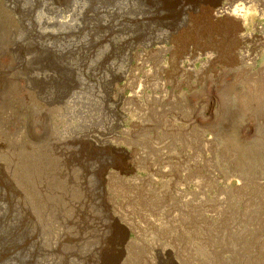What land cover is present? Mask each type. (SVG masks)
<instances>
[{"label":"rangeland","instance_id":"rangeland-1","mask_svg":"<svg viewBox=\"0 0 264 264\" xmlns=\"http://www.w3.org/2000/svg\"><path fill=\"white\" fill-rule=\"evenodd\" d=\"M234 6L242 21L222 11ZM0 13L3 87H23L26 126L0 149V264H264V0H0ZM147 69L155 89L137 98Z\"/></svg>","mask_w":264,"mask_h":264},{"label":"bare ground","instance_id":"bare-ground-1","mask_svg":"<svg viewBox=\"0 0 264 264\" xmlns=\"http://www.w3.org/2000/svg\"><path fill=\"white\" fill-rule=\"evenodd\" d=\"M11 1H13V0H11ZM11 3V2H10ZM149 7V6H148ZM243 7V6H242ZM242 7L241 6H234V8H227V10L224 8L222 11L225 13V14H227V15H232V16H235L236 17V21H242L244 18H245V13L243 12V9H242ZM74 9V8H73ZM72 9V10H73ZM76 10V9H75ZM67 12H69V11H67ZM71 12V11H70ZM75 12V11H74ZM75 13H77V12H75ZM104 13V12H103ZM1 14V13H0ZM70 14H72V13H70ZM56 15V14H55ZM73 15H75V14H73ZM69 16H71V15H69ZM145 16V15H144ZM56 17V16H55ZM141 17V16H140ZM53 18V17H52ZM7 19V18H6ZM44 19V18H43ZM46 19V18H45ZM49 19V18H48ZM5 20V19H4ZM52 20H54V18L52 19ZM51 20V21H52ZM46 21V20H45ZM50 21V20H49ZM48 21V22H49ZM105 21V20H104ZM70 22V21H69ZM45 23H47V21L45 22ZM41 24V23H40ZM65 25H66V23H64ZM73 24V23H72ZM50 25V24H49ZM70 25V24H69ZM12 26V25H11ZM38 26V25H37ZM51 26V25H50ZM53 26H54V24H53ZM142 56H144L145 57V55L146 54H141ZM211 55V54H210ZM142 56H140V57H142ZM142 59V60H141ZM140 60H141V62L144 60L143 58H141ZM140 62V63H141ZM3 65V64H2ZM14 65V64H13ZM141 65H142V63H141ZM156 65V64H155ZM5 66L3 65L2 67H0V149L3 147V146H5L6 145V141H7V136L8 135H12V136H14L15 137V139H18L19 137H20V135H21V133L23 132V130L25 129V124H23L22 122H21V120H20V117H21V110H22V105H18L19 104V99L22 97V92H23V87H22V89L18 92V90L17 91H15V90H6V88L4 89V87H3V85H5L4 84V81H5V77H4V75H5V73H6V69H11L12 67H14V66H12V67H10L9 65L6 67V68H4ZM138 67V66H137ZM155 67V66H154ZM141 68V67H140ZM14 69V68H13ZM4 70V71H3ZM148 70V69H147ZM139 71V70H138ZM10 72V71H9ZM8 72V70H7V73H9ZM8 75V74H7ZM153 73H152V71L150 72L149 70L148 71H145L144 73H143V76H142V79L140 80L141 82H138V84H137V89L135 90V89H133L134 91V93H133V95L135 96V97H140L145 91H144V88H147V87H150L149 89H152L153 91H154V86L152 87V83H151V76L153 77ZM9 76V75H8ZM8 76H6V77H8ZM8 79V78H7ZM6 79V81L8 82V80ZM136 80V79H135ZM140 83V84H139ZM8 87V86H7ZM164 89V90H166L167 88H166V85L164 84V83H162V84H160L159 85V89ZM146 90V89H145ZM25 91V90H24ZM144 91V92H143ZM16 94V95H15ZM132 95V96H133ZM131 96V97H132ZM154 97L155 96V94L153 93V94H151V95H148V97ZM24 98H25V96H24ZM21 100V99H20ZM22 104V103H21ZM25 106V105H24ZM210 114H211V112H210ZM210 114H208V115H210ZM209 117L210 116H205V117H203V118H200L199 119V121H198V123H201V125H204V126H207L208 124H210V122H209ZM196 118L195 117H192V118H190L189 120H187L188 122H187V126L186 127H191L192 126V123L194 122V121H196L195 120ZM168 122V121H167ZM168 126H167V131H168V129H176V125L175 124H167ZM206 128V127H205ZM165 129V128H164ZM165 129V130H166ZM206 130V129H205ZM170 131V130H169ZM205 132V131H204ZM174 133V132H173ZM213 135H211V136H208V137H206L205 139H197V144L195 145V148L196 147H198L197 149L199 150V152L201 153V152H207V151H210L211 150V148L213 147ZM162 148V151H161V154H163V155H165V151H164V149H166L165 147H161ZM150 150V149H149ZM198 153V152H197ZM205 154V153H204ZM184 157V156H183ZM194 157V156H193ZM192 157V159H196V158H193ZM198 158V157H197ZM187 159V158H186ZM181 160H183V159H181ZM185 160V159H184ZM189 161H190V159H189ZM189 161H188V163H189ZM203 161V160H202ZM182 162V161H181ZM204 163H201L200 161H199V169L198 170H206V172H207V178H211L212 180H216V178H217V166H213V164H211L210 162L208 163V161L206 160V161H203ZM188 163H186L187 165H188ZM191 165V164H190ZM196 165V164H195ZM198 165V164H197ZM197 165H196V167H197ZM202 165V166H201ZM189 167V166H188ZM188 169V168H187ZM184 170V169H183ZM194 170H195V168H194ZM186 171V170H185ZM191 171H193V170H191ZM233 171V170H232ZM189 172V171H188ZM192 173V172H191ZM195 174V173H194ZM193 174V175H194ZM234 174V175H233ZM232 175L233 176H235V177H237L238 178V181H239V185H241V186H243V183H244V176L243 177H241L240 176V174L238 173V171L236 172L235 170H234V172L232 173ZM197 176V175H196ZM189 177H190V175H189ZM188 177V178H189ZM194 177H195V175H194ZM193 177V178H194ZM200 177V176H199ZM202 177V176H201ZM203 177H205V176H203ZM192 178V180H194ZM196 178V177H195ZM197 179H198V176H197ZM203 179V178H202ZM202 179L201 178H199L198 180H196L195 179V183L197 184V188H198V192L199 193H203V185L205 184L204 182H205V180H204V182L202 181ZM257 179V178H256ZM255 179V180H256ZM246 181V180H245ZM248 181V180H247ZM257 181V183H259V181H258V179L256 180ZM261 182V181H260ZM206 183H207V181H206ZM209 183V182H208ZM248 183V182H247ZM255 183V182H254ZM213 184V186L215 185L214 183H212ZM244 184H246V183H244ZM256 184V183H255ZM262 184V183H261ZM190 195V194H189ZM204 195V194H203ZM201 196V197H204V196ZM189 199V197H180V200H179V204L176 206L177 207V209H180V211H183V209H184V207L185 206H187V200ZM191 199V198H190ZM194 201V200H193ZM217 202H216V205L217 206H221V205H223L224 204V201H223V199L222 198H220L219 197V199H217L216 200ZM190 203H192V201H190ZM195 204V203H194ZM205 207V206H204ZM209 207V206H208ZM215 207V206H214ZM218 207V208H219ZM152 210V209H151ZM199 210V209H198ZM167 211V210H166ZM196 211V210H195ZM205 211V210H204ZM208 211V210H207ZM219 211V210H218ZM215 213H217V212H215ZM201 214H202V212H201ZM197 215V214H196ZM203 216V215H202ZM195 218V217H194ZM198 218V217H197ZM206 219H209L208 217H206ZM203 220H205L204 218H203ZM148 221V220H147ZM170 221V220H169ZM187 221V220H186ZM206 221V220H205ZM205 221L203 222V223H205ZM185 222V221H184ZM147 223V225H150L152 222H146ZM146 223H145V225H146ZM199 223V222H198ZM188 224H189V222H188ZM187 225V224H186ZM107 226V225H106ZM136 227V226H135ZM100 229V228H99ZM94 230V229H93ZM157 245V244H156ZM156 247V246H155ZM3 249V248H2ZM10 249V248H9ZM3 254V253H2ZM160 254V253H159ZM73 256V255H72ZM119 258V257H118ZM140 258H141V256H140ZM45 260V259H44ZM110 260H112V259H110ZM141 261V260H140ZM156 261L153 259V258H151V256H148V257H145L142 261H141V263L140 264H156L155 263ZM111 264V263H110Z\"/></svg>","mask_w":264,"mask_h":264}]
</instances>
